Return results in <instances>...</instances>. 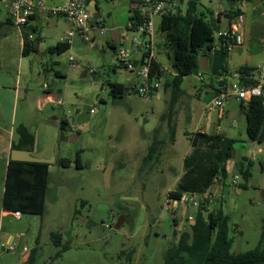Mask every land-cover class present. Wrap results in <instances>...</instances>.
Segmentation results:
<instances>
[{
	"label": "rangeland",
	"instance_id": "rangeland-1",
	"mask_svg": "<svg viewBox=\"0 0 264 264\" xmlns=\"http://www.w3.org/2000/svg\"><path fill=\"white\" fill-rule=\"evenodd\" d=\"M61 1L64 0H45V3L50 6ZM97 2L104 13L105 26L124 33L129 0ZM188 3L195 5L196 15L213 26V17L229 8L227 0H177V10L184 14ZM1 4L0 33H9L11 42L7 54L0 57L1 121L7 125L11 114L13 117L15 114L14 127L21 123L30 125L33 157L74 159L76 150L82 149V167L71 164L62 168L55 161L50 163L43 213H24L18 219L1 215L5 174L0 160V237L5 230L11 235L21 233L20 244L14 251H2L7 243L1 239L0 264H20L22 246L34 248L37 264H161L164 251L176 242L173 231L178 228H174L169 215L158 212V206L163 203L166 187L172 183L169 169H181L188 145L183 131L190 137L196 135L195 124L202 118L208 135L213 134L217 124L229 131L230 120L223 118L220 123L216 118L217 108H209L207 100L200 101L204 99V90L199 77L184 75L179 86L182 93L174 105L176 112L171 111L175 141L163 127L158 137L164 141V155L157 161H143L154 136L153 128L161 123L162 113L168 111L171 93L162 85L172 76L160 78L161 87L152 97L127 93L113 98L109 95L108 82L127 84L135 80V74L114 63L110 30L87 41L74 37L70 47L57 54L49 48L57 41L66 40L61 34L66 22L61 19L55 24L50 23L51 18H42L37 50L22 55L15 30L4 21L6 11ZM93 9L88 4V10ZM162 40L159 18L155 17L156 57L173 73L160 44ZM70 56L77 67L70 66ZM85 70L87 74L82 76ZM56 71L61 74L58 76ZM206 73L201 75L207 76ZM198 90L199 99L191 96ZM63 118L71 128L61 131ZM244 122L241 112L232 131L236 139L245 136ZM225 133L221 136L229 135ZM254 166L250 182L260 187L262 175L257 161ZM159 169L170 176L158 179ZM145 178L152 182L144 181ZM263 195L264 190L256 187L242 190L235 197H223L222 210L230 215L231 251H245L258 243L264 218ZM145 212L147 216L142 222ZM122 215L120 226L115 229ZM187 223L186 219L185 230L189 229ZM53 234H58V244L53 241Z\"/></svg>",
	"mask_w": 264,
	"mask_h": 264
},
{
	"label": "trees",
	"instance_id": "trees-1",
	"mask_svg": "<svg viewBox=\"0 0 264 264\" xmlns=\"http://www.w3.org/2000/svg\"><path fill=\"white\" fill-rule=\"evenodd\" d=\"M229 1L236 2V0ZM129 10L131 11V8ZM177 11L169 16H163L159 20V29L163 33V40L160 44L164 48L165 56L173 70L171 79L162 85L164 89L169 88L171 97L167 107L168 111L162 113L161 120L168 122L169 136L172 140L175 125L171 120V111L176 112L174 105L182 93L179 87L182 77L202 73L198 70L201 53L210 57L211 64L208 71L218 75L223 69L222 61L227 51L221 44H213V25L201 15L195 14L193 3H188L184 14ZM237 12L238 10H234L233 15ZM4 21L12 24L9 17ZM22 27L21 53L24 55L29 51L37 50L40 36L36 27L27 26V24ZM30 33L33 34L31 39L28 38ZM110 45L113 51L116 47H113L112 40ZM69 47L70 42L64 39L57 41L49 50L60 54ZM238 73V80L242 87L255 83V80L250 78L248 70L241 68ZM57 75L59 76V74ZM160 76V62L153 59L150 67V79L157 80ZM107 85L109 95L113 98L122 97L127 93H135L131 82L125 84L113 81L108 82ZM239 106L245 117L247 138L250 141L264 142V94L253 96L248 100H241ZM67 123L65 118L61 120L59 125L61 131L66 128ZM160 129L161 126L158 125L153 130L154 136L148 145L147 154L142 158L143 161L159 160L161 155L159 150L164 147L163 139L158 137ZM15 133L17 139L12 142V149H32L33 134L25 125L16 126ZM213 141H217L218 146H213L208 142L204 143L200 137L192 140V148L182 160L183 172L175 188L167 192V197L171 200L182 199L185 195L198 197V200H196L197 206L192 219L193 223L188 222L189 229L181 232L175 244L164 251L161 264H264V218L261 220L259 240L256 246L245 251L233 252L231 251L233 239L229 235L230 215L224 213L221 208L216 211L209 209L208 202L202 197L214 188L213 179L215 177L228 180L226 164L234 158L232 150H234L235 140L216 134ZM157 151V158L154 159L153 156ZM81 152L82 149L76 150L74 159L60 157L55 159V162L62 168H67L71 164H74L76 168H81ZM48 167V163L9 159L4 177L2 209L11 212L19 211L21 215L24 213L42 214L48 186ZM234 170L235 174H238L246 182L251 175V162L244 158H238ZM242 187L245 186L236 184L237 189ZM52 237L53 241L58 244V234H53ZM23 264H37L34 259V248L30 250Z\"/></svg>",
	"mask_w": 264,
	"mask_h": 264
},
{
	"label": "crops",
	"instance_id": "crops-1",
	"mask_svg": "<svg viewBox=\"0 0 264 264\" xmlns=\"http://www.w3.org/2000/svg\"><path fill=\"white\" fill-rule=\"evenodd\" d=\"M66 1L67 0H64V1H61L57 4H62L63 2H66ZM247 1L249 2V4H248V2L239 4L238 2H230L229 0H227V3L229 4V8L225 9L223 11L220 10L218 12L216 18L214 19V17H213V19H212L215 21V24L213 26L214 32L225 31L226 29L229 28L234 10H238V12L242 14V18H243V27L241 29L242 36H243V42L241 45L234 46L225 52V57L222 61L223 69H222L221 73H219L218 75H214L210 71H208L209 66L211 64L210 57L208 56L209 64L206 68L207 73L205 74L207 76H202L203 79H202V81L200 80L202 88L204 90V99L202 100V98H201L200 101L206 102V100H207L206 104H208L210 102V100L212 99V97L215 93V88H216L218 83L223 82V81H227L228 79H231L233 77L238 78V74H239L238 72L241 68L248 70L250 78L255 80V83H256V79H257L258 73L260 71L259 68L261 66H264V0H247ZM1 3L2 2L0 1V4ZM129 3H130V6H129V9H130L133 5L130 2V0H129ZM88 4L92 5V7H94V9L92 10L93 13L95 12V14L102 15L104 17V20H105L104 13L101 10L97 0H88ZM2 6L5 8V11H6L5 19H4V20H6L8 18V12H7V9L4 6V4ZM50 6H55V5H50ZM129 9H128V16H129ZM221 12H223L225 14L224 17H222L223 15L221 14ZM40 14H41L40 12H36V13L32 14V16L30 17V19L27 23V26H34L37 29H39V22L43 18ZM61 19H63L66 22V24H64L65 28H63V30L61 31V34L63 32V37H66V31L72 25L70 21H68L66 18H64L62 16H56V17H51L50 23H52L54 21L55 24H59ZM1 23H3V22H0V24ZM5 23H8L15 30V33L17 34V36H16L17 37L16 38L17 43L19 46L22 47L23 37H22L21 31H22L23 27L19 31L13 24H11L9 22H5ZM116 29L117 28H115V27H111V29L108 28V31L110 30L109 32L111 35V40L113 41L115 46H116V40H117V37L119 34L116 31ZM24 31H25V29H24ZM0 36H1V38H0V57H4L5 54H7V52H8V49L10 47L11 42L8 40L9 33L1 32ZM213 38H214L215 42L218 41V39L215 36H213ZM202 55H205V54L201 53L199 56H202ZM112 56H113V51H112ZM204 62H205V60H204ZM57 72H58L57 74H59V75L61 74L59 71H57ZM169 73H170V71L168 69L165 76H172L173 75V73H171L172 75H169ZM85 74H87V70H85ZM133 81L134 80H131V83ZM200 95H201V91L198 90L196 94H194V95L192 94L191 96H196L199 99ZM0 100H1V95H0ZM240 102H241V100L232 98L221 109H217L216 118L220 123L223 120V118L230 120L227 124L229 126V128H228L229 131H226L225 129L219 127V124H217L216 125L217 127L214 129L215 131H213V134L208 135L207 131H206V127H205L204 118L200 119L195 124V130L194 131L196 132L195 133L196 135H192L190 137L189 133L186 130L183 131V134L188 139L187 140L188 145L184 151L183 157L187 153L190 152V150L192 148V140L194 138L200 137L204 140V143L208 142V143H212L213 146H218L217 141H213V137L216 134L221 135L222 133L229 132L228 133L229 135H224L223 137L231 138V139L235 140V142L233 144L234 150L236 152L235 156L232 160H229L226 164V167L228 169V180H221L219 177L218 183L216 185H214V188L211 190V192L208 194L205 193L202 196L208 202L209 209H211V207L213 205L217 206L218 209L219 208L222 209V204L224 201L223 197H225V196L226 197H235V195L241 194L242 190H251V189H255L256 187L258 189L260 188L261 190H264V142L250 141L246 136V132H245V136H241L240 139H236L235 137H233V134H232V131L236 128L234 121H236L237 116L242 112L240 109V106H239ZM0 109H1V104H0ZM14 118H15V114H14V117L11 114V117L8 119L7 125L3 124L1 121V118H0V145L2 147V152L0 154L1 155L0 160L2 161V164H3L4 174L6 173V166H7L8 160H9V154H10V151L12 149L11 144H12V142L16 141V139H17L16 133H15V127H14ZM188 119H190V118H188ZM244 120H245V117H244ZM167 123L168 122L166 120H164V121H161V123L159 124L161 126V129L159 131L160 134L163 133L164 130H162V128L165 127L167 135H170ZM68 124L69 123H67L66 127L71 128L70 125H68ZM23 125L27 126L28 130L30 129V125H26V124H23ZM156 127H157V125H156ZM155 128H153V130ZM244 131H245V122H244ZM225 134H227V133H225ZM1 141H3V144H1ZM174 141L175 140L173 138V142ZM148 145L146 147V154H147ZM23 150H29L30 151L32 149H23ZM159 151H160L159 154H161L159 156V159H160L164 155V154H162L164 152V150H163V148H160ZM157 153H158V151L153 156L154 159L157 158ZM183 157H182V160H183ZM238 158H240V159L244 158L245 160L251 162V175L246 182H244L242 180V178L238 174H235V172H234L235 171L234 169L236 166V160ZM155 161H157V160H155ZM256 161L258 162L260 173L262 175L260 187H258L257 184L250 182V179L252 177V170L255 167L254 165H255ZM48 171H49V168H48ZM169 171L170 172L168 174L173 176V178L171 180L172 183L170 186L166 187V189H165L164 200H163V203L160 206H158V212L159 213L163 212L164 216L169 215L170 218L172 219L174 228H178V230L174 229V231H173V234H175L174 240L176 241L178 235L185 230L186 214L192 213V210L185 208L184 204H182L178 201L171 202V203L169 202V204L165 203L167 192L170 190H173L175 188V186L178 182V179L183 172V168L181 166V169L179 171H174L173 169H169ZM168 174H165L164 170L159 169V171L156 173V177H158V179H159V177H163V179H165L164 177L170 176ZM235 175L238 176L236 179H234ZM145 179H144V181L150 180L149 182H152L151 179H147V178H145ZM236 184H240V185L242 184L245 187L237 189ZM2 194H3V189H2ZM263 198H264V195H263ZM1 203H2V196H1ZM261 205H264V202H261ZM8 212H10V211L3 210L1 207V215L2 216L7 215ZM21 216L19 218H21ZM146 216H147V213L145 212V216L142 219V222L145 221ZM141 217H142V215H141ZM188 222L190 224H192L193 220H188ZM133 223H134V221H133ZM20 236H21V233H19L17 235H11L7 230H5L2 233V237H0V242H1L2 238H4V240L7 244L16 240L17 246H18L20 244V242H19ZM24 247L25 246H22V248H24ZM25 248H26L25 250L21 249L19 251V252H21L20 253L21 258H23V260L20 264H23L26 261L28 255L30 253V250H31L28 247H25Z\"/></svg>",
	"mask_w": 264,
	"mask_h": 264
},
{
	"label": "built area",
	"instance_id": "built-area-1",
	"mask_svg": "<svg viewBox=\"0 0 264 264\" xmlns=\"http://www.w3.org/2000/svg\"><path fill=\"white\" fill-rule=\"evenodd\" d=\"M0 1L6 7L12 24L19 31L36 12H40V15L45 19L62 16L70 21L72 25L66 31L68 42L72 41L74 37L87 41L92 39L94 35H104L108 31L104 17L88 10V0H67L55 6H47L45 0ZM245 1L247 0H236L240 4ZM130 2L133 5L131 11L129 10L131 18L128 17V22L124 26L125 32L118 34L112 58L118 66L135 74V80L132 83L136 95L152 97L161 87L160 78L168 71L167 67L157 59L154 50V18L157 17L160 20L163 16H169L177 11V0H130ZM242 27V14L237 12L232 16L228 29L213 33V36L218 39L217 42L213 41V44H221L227 50L241 45L243 42ZM28 38H33V34L30 33ZM153 59L160 62L161 76L157 80L150 79V67ZM69 64L72 68L77 67L72 56L69 57ZM259 69L255 84L242 87L236 77L218 83L208 107L221 109L232 98L248 100L253 96L264 94V66ZM197 76L202 80L200 72L197 73ZM237 177L235 175L234 179ZM218 180V176L213 179L215 185ZM176 201L184 204L185 208L192 210V213L186 214L187 221L192 220L193 211L197 206L194 196L185 195L179 200H171L166 196L165 203L169 204V202ZM211 209L216 211L218 207L213 205ZM7 215L19 218L21 214L19 211H10ZM16 246L17 244L10 242L2 248V251H14ZM22 249L25 250L26 248Z\"/></svg>",
	"mask_w": 264,
	"mask_h": 264
},
{
	"label": "water",
	"instance_id": "water-1",
	"mask_svg": "<svg viewBox=\"0 0 264 264\" xmlns=\"http://www.w3.org/2000/svg\"><path fill=\"white\" fill-rule=\"evenodd\" d=\"M178 11H176L177 13ZM205 60V62H204ZM209 64L208 56L202 55L199 58V71L204 72ZM85 71L82 72V76H85ZM201 146V143L199 144ZM34 150V149H33ZM33 150H22V149H11L9 154L10 160H18V161H26V162H40V163H52L54 162V158H36L32 156ZM235 150H232V154L235 156ZM198 200V197H195ZM123 219V215L120 216L117 222L114 225V228L117 229L120 226L121 220Z\"/></svg>",
	"mask_w": 264,
	"mask_h": 264
},
{
	"label": "flooded vegetation",
	"instance_id": "flooded-vegetation-1",
	"mask_svg": "<svg viewBox=\"0 0 264 264\" xmlns=\"http://www.w3.org/2000/svg\"><path fill=\"white\" fill-rule=\"evenodd\" d=\"M110 47H111V45H110ZM113 47H116V46H115V45H113ZM111 48H112V47H111ZM113 49H114V48H113ZM114 50H115V49H114ZM114 50H113V51H114Z\"/></svg>",
	"mask_w": 264,
	"mask_h": 264
}]
</instances>
